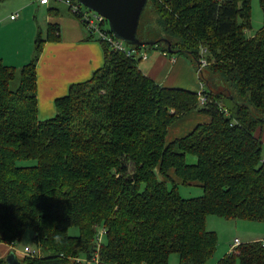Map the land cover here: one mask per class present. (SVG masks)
<instances>
[{"label":"trees","instance_id":"16d2710c","mask_svg":"<svg viewBox=\"0 0 264 264\" xmlns=\"http://www.w3.org/2000/svg\"><path fill=\"white\" fill-rule=\"evenodd\" d=\"M251 8V0H148L138 37L157 44L142 47L187 57L196 90L159 84L141 70L143 56L100 40L105 65L41 120L37 66L46 42L60 39L58 25L38 34L21 68L0 59V249L31 232L38 248L19 257L23 264H170L173 254L179 264H207L218 248L208 216L264 223L256 134L264 126V25L246 35ZM194 111L210 120L168 140ZM180 184H199L203 195L184 198ZM0 264H8L1 254ZM215 264H264V239Z\"/></svg>","mask_w":264,"mask_h":264},{"label":"crops","instance_id":"0c3cea01","mask_svg":"<svg viewBox=\"0 0 264 264\" xmlns=\"http://www.w3.org/2000/svg\"><path fill=\"white\" fill-rule=\"evenodd\" d=\"M23 4L25 2L19 7L23 6L25 14L21 13L22 10L21 12L20 10L19 12L12 10L10 15L5 11L0 13V59L6 65L15 67L26 65L31 61L34 48L33 32L32 35L30 33L28 53L18 45V41L22 39L21 35H23L22 32L26 25L25 21H31L29 16L31 17L35 13L34 20L39 25L37 15L41 10L47 8V14L44 13L48 23L47 28H49V24L58 25L60 39L46 42L37 66L39 118L44 120L56 115V99L66 96L72 84L90 80L94 72L105 65V51L99 39L90 38L92 33L65 2L50 0L49 4L36 3L39 6L29 3ZM62 6L66 7L65 10L62 9ZM15 13H18L19 16L12 19L11 15ZM35 25L34 28H36ZM15 38H17V43H13ZM155 50L156 52L151 53L150 56L147 55L146 58L142 59L144 62L141 61V64H139L141 70L147 76L161 85L198 89L200 86L199 81L197 82L198 76L193 71L188 59L179 55L167 54L160 49ZM209 120V116L194 111L169 128L168 140L185 136L198 124ZM256 134L264 140V126ZM198 186L201 187L199 184ZM253 225L261 226V224ZM249 227L252 228V226ZM261 239L262 237L252 235L247 237L245 241L240 240L247 242ZM6 246L9 247V250H12L11 245ZM175 257L177 258V256H171L170 264L174 262L179 264L178 258L173 260Z\"/></svg>","mask_w":264,"mask_h":264},{"label":"rangeland","instance_id":"374dc122","mask_svg":"<svg viewBox=\"0 0 264 264\" xmlns=\"http://www.w3.org/2000/svg\"><path fill=\"white\" fill-rule=\"evenodd\" d=\"M24 2H25V4L29 3L32 5L39 6L38 4H36L37 2H34L33 0H5L2 3H0V13L5 11V13L10 15L12 10H14L15 12H19V10L21 12V10H22L21 13L25 14V12H23V6L19 7ZM25 4H23V5H25ZM81 6H82L83 10H88V8L86 6H84V5H81ZM251 7H252L251 8L252 26H251V28L246 30V35L248 37L255 36L262 29V27L264 25V13H263V9H262L260 0H251ZM65 8H66L65 6H62V9L65 10ZM47 12H48V9L44 8L37 15V20H38L39 25H37V22L34 20L36 17L35 13L32 14L31 17L29 16V20L31 19V21H27V22L25 21L26 25H25V28L23 29V32H22L23 35H21L22 39H21V41H18V45L21 48H23V50L26 53H28L29 49H30V47H29L30 46V33L32 35V32H33V34H34L33 53L35 50V40H36L38 34L41 32L43 37H45V35L47 34L48 23L46 22V18L44 15V13L47 14ZM89 12H90L91 16L94 17L95 12L91 9H89ZM34 25L36 26V28H34ZM109 28H110L109 23L108 24L105 23L104 29L109 30ZM13 43H17V38H15L13 40ZM136 52H137V56H139L141 58V56H143L145 53H146V55L150 56L151 53L156 52V50L155 49H149V47L147 49H146V47H141V49L137 50ZM183 58H185V57H183ZM141 61H143V60H141ZM141 61L139 62V64H141ZM190 64H191V62H190ZM21 67L22 66H19L18 68H21ZM193 71H195L194 68H193ZM197 82H198V80H197ZM198 83H197V85H198ZM186 89L191 90L190 87L186 88ZM199 101H200V99H199ZM179 192L184 198H195V197H200L203 195V188L198 186V185L187 186V185L180 184L179 185ZM253 224H261V226H256ZM207 226H208L209 230H211V231L213 230L218 234V248H217L213 258L207 264H215L216 262H218L219 259L223 258L226 254H228L229 250H231V245H232L231 243L234 242V239L236 237L245 241L247 237H251L252 235H257L258 237H262L261 240L264 239V223L244 221V220H238V219L229 220V219H225L223 217H219L216 215H210V216H208ZM249 226H252V228ZM30 233L31 232H28L26 234L24 240L18 246V251H19L18 253L21 254L18 257H20L22 259L25 257V255H24V252L22 253L21 251L24 250L27 246L28 247H32L33 245L35 246V244H33L32 241L30 240V237H29V240L27 239ZM70 233L71 234H77L78 229L72 228L70 230ZM1 247H2V249H0L1 257H6V255H8L7 253L12 251V250H9V247L6 246V244H2ZM35 247L38 248V246H35ZM40 249L41 248H39V250ZM41 252H42L41 256H42V254L44 256L45 254H44L43 250H41ZM172 256H178V255L173 254ZM26 258L27 257H25L24 259H26ZM177 258L175 257L173 260H176ZM173 264H177V263L174 262Z\"/></svg>","mask_w":264,"mask_h":264},{"label":"water","instance_id":"95a60500","mask_svg":"<svg viewBox=\"0 0 264 264\" xmlns=\"http://www.w3.org/2000/svg\"><path fill=\"white\" fill-rule=\"evenodd\" d=\"M77 1L88 9L103 15L107 19L112 33L118 39L127 43L130 47H142L149 44H157V41L143 42L138 37L139 24L148 0ZM6 259L8 264H23L14 250L8 253Z\"/></svg>","mask_w":264,"mask_h":264},{"label":"built area","instance_id":"2783aa9c","mask_svg":"<svg viewBox=\"0 0 264 264\" xmlns=\"http://www.w3.org/2000/svg\"><path fill=\"white\" fill-rule=\"evenodd\" d=\"M35 2H38L39 4H49L50 0H34ZM65 2L68 6H70L71 11L73 13H79L82 17V22L84 23V25L87 27V29L94 34L95 38L102 40L106 43H108L112 48L116 49V50H120L123 51L124 53H126L128 56L134 54L136 52L135 49H133L132 47H130L127 43H125L123 40L118 39L110 30H106L104 29V25L105 23L108 24L107 19L95 12L94 17L91 16L89 9L88 10H83L82 9V4H80L77 0H60ZM19 14L15 13L13 15H11L12 19H16L18 18ZM147 55L144 54L143 58H146ZM207 65V61L205 58L202 59V66ZM198 95H199V99H200V103L204 104L206 101V95L204 93V90L201 88H199L198 90ZM103 234V233H102ZM242 244V241L239 238H235L234 242L231 245V250L235 251L237 249L238 246H240ZM12 250L16 251V253L18 254V256H20L21 254L18 253V247L16 246H11ZM22 253L24 252V255H35V249H33L32 247H26L24 250L21 251Z\"/></svg>","mask_w":264,"mask_h":264}]
</instances>
